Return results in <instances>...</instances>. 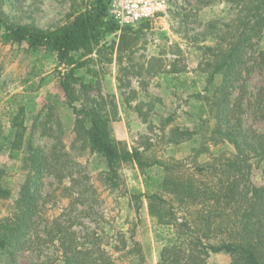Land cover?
<instances>
[{
  "label": "trees",
  "instance_id": "16d2710c",
  "mask_svg": "<svg viewBox=\"0 0 264 264\" xmlns=\"http://www.w3.org/2000/svg\"><path fill=\"white\" fill-rule=\"evenodd\" d=\"M110 1L72 0L73 12L52 29L12 23L0 15V42L56 56L62 67L57 79L75 117L74 144L101 157L106 166L101 174L104 185L112 193L124 190L135 218L112 237L102 216L98 218L101 231L83 239L70 223L59 220L47 223L41 231L45 203L42 178L45 173H61L56 164L61 155L58 147L50 153L32 148L23 158L29 173L14 199L0 170V204L10 201L6 213L0 214V264H20L16 252L22 249L42 253L51 247V257L33 264H148L137 238L145 200L159 244L158 264H209L210 254L221 252L229 254V264H264V185L252 178L253 170L258 169L264 179V130L245 123L246 113L252 110L264 125V87L249 97L244 80L254 68L264 71V0H232L246 13L223 39L227 47L223 48V43L205 47L209 57L197 72L206 75V84L187 99V115L193 118V126L173 127L170 135L163 132L156 146L159 151L174 152L186 146L189 153L166 159L156 155L155 144L130 150L114 135L115 102L109 107L103 97L76 105L80 96L75 85L80 83L86 92L90 86L78 70L94 53L103 52L106 37L119 32L118 42L110 45L112 53L126 51L138 39L135 27L144 29L153 21L120 26L110 13ZM181 74L171 69L161 77L169 89H186L190 81L182 80ZM35 75L39 76L38 87L53 79L49 74ZM239 81L242 83L235 86ZM35 84L31 91H35ZM235 88L238 93L233 97ZM25 95L17 94L10 100L9 123L16 131L9 150L16 156L27 130L23 108L17 107L25 105ZM17 97L23 100L17 102ZM170 120L172 117L164 126ZM131 164L140 170L143 189L122 187L120 170Z\"/></svg>",
  "mask_w": 264,
  "mask_h": 264
},
{
  "label": "rangeland",
  "instance_id": "374dc122",
  "mask_svg": "<svg viewBox=\"0 0 264 264\" xmlns=\"http://www.w3.org/2000/svg\"><path fill=\"white\" fill-rule=\"evenodd\" d=\"M205 1L170 0L167 12L153 19L149 27H135L139 30L133 47L112 53L110 45L119 39V32L114 33L104 40L103 52L94 53L88 64L78 70L80 75H85L84 81L90 86L86 92L80 83L75 85L80 96L76 105L80 106L83 100L103 97L109 107L111 101L115 102L118 108L115 115L111 112V128L130 150H143L149 144H155L152 147L157 150L156 155L162 154L163 159L188 155L186 146H180L175 152L171 149L159 151L156 148L159 138L163 132L170 135L173 127L193 126V118L187 115V99L200 92L206 84V75L201 76L197 72L209 57L210 52L205 47H219V43H223V48L227 47L228 42H223V39L230 35L228 31H233L239 18L246 13L232 0H218L211 4ZM72 12V0H0V15L7 21L34 24L43 29L63 24ZM61 69L51 52H29L26 46L0 42V170L14 199L29 173L23 158L32 152V148L39 147L50 153L58 147L61 159L56 164L61 173H45L42 178L45 203L41 231L47 223L59 220L70 223L83 239L84 235L101 231L98 218L102 216L106 221L105 230L112 237L129 227L135 213L128 208L124 190L112 193L104 185L101 174L106 166L101 157L74 144L75 117L57 79ZM171 69L180 70L182 74L179 77L190 81L188 85L197 82L196 86L187 85L188 88L179 90L167 88L161 73ZM37 73L49 74L53 79L49 84L38 87ZM244 80L251 97L264 87V71L254 68ZM33 83H36L35 91L30 90ZM241 83L236 82L235 86ZM237 93L235 88L233 97ZM17 94H26L25 105L17 107L23 108L27 127L18 156L9 150L16 131L9 123L10 100ZM15 100L23 99L17 97ZM168 117L172 120L164 126ZM245 117L246 125L263 132V122L253 116L252 110H248ZM120 172L123 188L143 189L137 166H124ZM252 178L255 183L264 185L258 169L253 170ZM8 203L10 201L0 204L1 215L6 213ZM140 220L137 238L144 248L147 263L158 264L159 244L155 241L146 200L140 211ZM52 254V247L42 253L26 249L16 252L20 264L40 263ZM229 261L230 256L226 252L212 253L208 258L209 264H229Z\"/></svg>",
  "mask_w": 264,
  "mask_h": 264
},
{
  "label": "built area",
  "instance_id": "2783aa9c",
  "mask_svg": "<svg viewBox=\"0 0 264 264\" xmlns=\"http://www.w3.org/2000/svg\"><path fill=\"white\" fill-rule=\"evenodd\" d=\"M169 5L170 0H111L110 13L120 26H135L160 17Z\"/></svg>",
  "mask_w": 264,
  "mask_h": 264
}]
</instances>
